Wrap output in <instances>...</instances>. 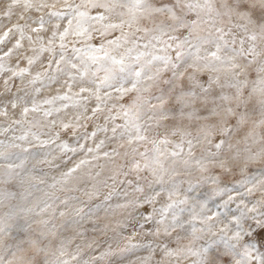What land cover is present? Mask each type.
<instances>
[{"label":"snow or ice","instance_id":"6c2138e0","mask_svg":"<svg viewBox=\"0 0 264 264\" xmlns=\"http://www.w3.org/2000/svg\"><path fill=\"white\" fill-rule=\"evenodd\" d=\"M134 256L264 264V0H0V264Z\"/></svg>","mask_w":264,"mask_h":264},{"label":"clouds","instance_id":"9594fccd","mask_svg":"<svg viewBox=\"0 0 264 264\" xmlns=\"http://www.w3.org/2000/svg\"><path fill=\"white\" fill-rule=\"evenodd\" d=\"M185 180H196L198 179V174L194 175V176H190V177H184ZM185 186H187L185 184ZM122 246V245H121ZM125 264H138V261L136 259V257H131L128 260L125 261ZM164 264H168V261L165 260ZM171 264H188V261L186 259H174L172 260Z\"/></svg>","mask_w":264,"mask_h":264}]
</instances>
